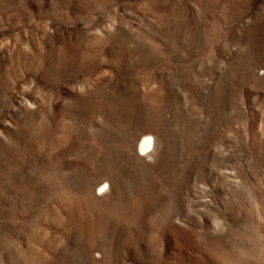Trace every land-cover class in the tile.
Returning <instances> with one entry per match:
<instances>
[{"label": "rangeland", "instance_id": "obj_1", "mask_svg": "<svg viewBox=\"0 0 264 264\" xmlns=\"http://www.w3.org/2000/svg\"><path fill=\"white\" fill-rule=\"evenodd\" d=\"M0 264H264V0H0Z\"/></svg>", "mask_w": 264, "mask_h": 264}, {"label": "bare ground", "instance_id": "obj_2", "mask_svg": "<svg viewBox=\"0 0 264 264\" xmlns=\"http://www.w3.org/2000/svg\"><path fill=\"white\" fill-rule=\"evenodd\" d=\"M154 137L151 134H143L138 141V152L141 155H149L151 153V148L153 146ZM107 187V183H102L98 186L100 191L105 190Z\"/></svg>", "mask_w": 264, "mask_h": 264}]
</instances>
